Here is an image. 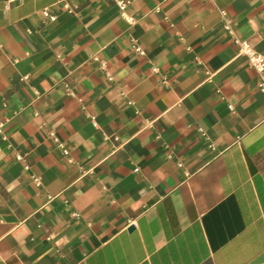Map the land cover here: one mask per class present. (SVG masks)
Wrapping results in <instances>:
<instances>
[{
	"label": "crops",
	"instance_id": "crops-1",
	"mask_svg": "<svg viewBox=\"0 0 264 264\" xmlns=\"http://www.w3.org/2000/svg\"><path fill=\"white\" fill-rule=\"evenodd\" d=\"M125 14L0 0V264H264V0Z\"/></svg>",
	"mask_w": 264,
	"mask_h": 264
},
{
	"label": "built area",
	"instance_id": "built-area-1",
	"mask_svg": "<svg viewBox=\"0 0 264 264\" xmlns=\"http://www.w3.org/2000/svg\"><path fill=\"white\" fill-rule=\"evenodd\" d=\"M121 12L123 13V15L126 17V19L129 22H133L134 18L131 16H127L125 14V10L127 8V6L132 2V0H116ZM43 15L48 18L49 20H55L57 18V16L55 14H51L50 11L45 8L42 10ZM223 14H225V12L223 11ZM236 43L239 45V53L242 55H245L250 63V65L256 69V71L259 74V88L264 91V55H262L261 53L257 52L253 46L247 41V40H236ZM137 50L139 52L142 53V50L140 47H137ZM95 60H100V58L98 56H94ZM101 66L106 69V61L105 60H101L100 61ZM157 69L154 68V71H156ZM107 76L110 78V74L107 72ZM54 137V134H52ZM55 140L57 141L58 145L60 147H63L61 142H59V140L54 137ZM64 150V153L67 154V150ZM18 158H22L20 155H18ZM26 169H30L29 165L25 166ZM34 181L37 184H41V179L39 176L34 175L33 176Z\"/></svg>",
	"mask_w": 264,
	"mask_h": 264
}]
</instances>
